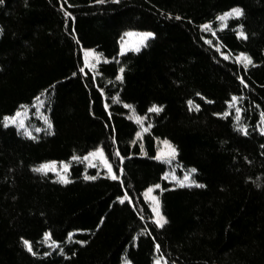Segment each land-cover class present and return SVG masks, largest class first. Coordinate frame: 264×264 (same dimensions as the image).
I'll list each match as a JSON object with an SVG mask.
<instances>
[{
  "label": "trees",
  "instance_id": "trees-1",
  "mask_svg": "<svg viewBox=\"0 0 264 264\" xmlns=\"http://www.w3.org/2000/svg\"><path fill=\"white\" fill-rule=\"evenodd\" d=\"M130 32L154 37L122 54ZM159 257L264 264V0H0V264Z\"/></svg>",
  "mask_w": 264,
  "mask_h": 264
},
{
  "label": "rangeland",
  "instance_id": "rangeland-1",
  "mask_svg": "<svg viewBox=\"0 0 264 264\" xmlns=\"http://www.w3.org/2000/svg\"><path fill=\"white\" fill-rule=\"evenodd\" d=\"M234 17L236 16L226 15L225 18L221 20V22L223 23V25H225L229 19L234 18ZM145 34L147 33L130 32L129 34H127L122 41V54H126L130 51H135V52L139 51L142 47H144L148 43L149 40H151L154 37L153 35H151L150 37L145 39L144 38ZM84 58H85L86 67L92 70L95 69L99 65V63H101L102 61V58L92 50H84ZM27 115H28V110H25L22 113H20L19 116H17L14 119L8 120L7 122L9 124H18L20 127L26 128L28 126ZM12 120H15V122L14 123L11 122ZM159 148H160V151H159L160 159L166 160V161H172L176 159L177 153L175 149L170 145V143L163 141V143L159 144ZM84 163L86 164V166L96 170L98 173L105 172L109 174L111 177L115 175L110 163L108 162L102 150H98L97 152L88 156L84 160ZM49 165L50 166L54 165V170H46L45 172H42V173H47V174L53 173L61 181H62V178L66 179L67 181L69 180L70 166L68 164L52 163ZM109 166L111 168V171L109 170ZM168 178L172 180L178 186H186L190 184V177L188 176L185 177L184 179H179L173 174V175H168ZM155 192H156V189H151V192L147 191L146 199L151 203L152 210L155 216V221L157 222V220H159L161 216L163 218L164 216L162 214L159 198L156 196ZM157 204H158L159 215L157 214V211L154 210L157 208ZM156 264H167V262L165 259L159 257Z\"/></svg>",
  "mask_w": 264,
  "mask_h": 264
},
{
  "label": "snow or ice",
  "instance_id": "snow-or-ice-1",
  "mask_svg": "<svg viewBox=\"0 0 264 264\" xmlns=\"http://www.w3.org/2000/svg\"><path fill=\"white\" fill-rule=\"evenodd\" d=\"M100 2H103V0H100ZM227 15L229 16H240L242 15V10L240 9H234L232 10V12L228 13ZM225 17H220L221 20H223ZM206 28L208 27L207 25L205 26ZM152 34L151 33H147L145 34L144 38H148L150 37ZM138 50V49H137ZM243 59L247 62V63H251V60L250 58L248 57H243ZM121 72H123V69H121ZM120 79H122V77H120ZM161 109L159 108H153L151 109V111H155V112H158L160 111ZM20 113H17V116H19ZM11 122H15V120H12ZM174 151V150H173ZM46 170H54V165L50 166V165H44L40 168H37L35 169V171H38V172H45ZM109 170L111 171V168L109 166ZM117 177L115 175L112 176V179H116ZM90 179H94V177H90ZM62 182L63 183H68V181L66 179H63L62 178ZM149 192H151V189H149ZM154 199V198H153ZM121 203H123V201H121ZM155 211H157V214L159 215V211H158V204H157V208L154 209ZM167 221L161 216L159 220H157V223L162 227L164 223H166ZM27 244V242H25ZM29 251H31V247L29 246Z\"/></svg>",
  "mask_w": 264,
  "mask_h": 264
}]
</instances>
